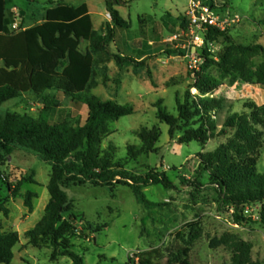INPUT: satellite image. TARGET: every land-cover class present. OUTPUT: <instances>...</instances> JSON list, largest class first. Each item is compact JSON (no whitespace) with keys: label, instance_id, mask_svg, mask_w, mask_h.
<instances>
[{"label":"rangeland","instance_id":"rangeland-1","mask_svg":"<svg viewBox=\"0 0 264 264\" xmlns=\"http://www.w3.org/2000/svg\"><path fill=\"white\" fill-rule=\"evenodd\" d=\"M49 1L58 0H11V6L18 9L14 15L19 23L17 28L11 26V31L39 24ZM83 1L89 5L93 28L97 32L103 30L105 35L106 26L111 25L109 13L104 10L105 0L77 3ZM120 1L122 3H114L115 8L129 29H115V42L109 44V51L117 53L119 49L138 61H141V53L147 58L138 68L117 66L114 61L94 68L89 93L133 108L131 115L108 122L101 149L108 153L112 163L123 164L130 175L141 176L151 170L164 172L174 186L171 189L162 185L144 188L142 192L149 204H143L127 186L64 185L72 213L77 216L78 232L70 239L71 250L82 259V264H130L139 259L149 264H177V259L189 264H264L260 204L246 205L243 222H236L234 209L222 203L206 174L199 176L197 158V154L213 151L235 139L234 130L224 126L228 116L232 113L249 115L244 107L264 105V86L246 82L247 72L254 73L258 68L264 71V56L237 55L223 39L210 45L208 51L216 61L225 59L224 68L208 70L218 79V88L211 94L199 95L191 88V73L201 65L198 54L203 45L196 47L198 54L193 55L192 47L183 56H169L165 51L167 45L185 49L181 33L189 25L191 0ZM199 1L219 17L239 18L226 29L234 44L264 47V0ZM87 48L88 43L82 42L81 49ZM186 93H190L192 99L199 96L220 103L218 110L210 112L218 136L205 144L181 142L186 130L197 127L198 117L189 124H179L172 137L168 126L156 117L158 100L169 114L177 117L175 95L183 100ZM61 103L49 113L50 122L84 124L85 105L69 99H62ZM42 108L41 99L24 94L5 103L0 114L15 112L39 119ZM262 122L263 140L256 168L264 175V115ZM142 128L158 135L154 151L128 159L127 148L141 145L137 134ZM50 173L49 163L23 147L17 148L0 166V203L9 211L7 217L0 212L2 229L19 234L10 264H73L66 257L52 260L53 247L47 239L41 247L26 244L25 232L42 218L49 200L46 187ZM27 192L33 193L31 212L25 207ZM23 245L26 247L22 249Z\"/></svg>","mask_w":264,"mask_h":264},{"label":"trees","instance_id":"trees-1","mask_svg":"<svg viewBox=\"0 0 264 264\" xmlns=\"http://www.w3.org/2000/svg\"><path fill=\"white\" fill-rule=\"evenodd\" d=\"M8 1L0 0V108L24 94L41 99L43 108L39 119L15 112L0 114V166L21 147L33 151L49 163L51 173L46 187L49 200L42 218L25 232L27 245L41 247V243L47 239L53 247L50 255L52 260L66 257L73 264H82V259L71 250L70 239L78 232L75 227L77 216L72 213V206L63 190L64 185L127 186L143 204H149L142 192L144 188L162 185L165 189H171L174 186L164 172L151 170L141 176H132L123 164L111 162L108 153L101 149L107 136L108 122L131 115L133 108L119 105L113 100H102L89 93L97 65L104 66L114 61L117 66L138 68L143 66L147 55L141 53V61H138L119 49L117 53L109 51V44L115 42V29H129L113 0H105L111 19L105 35L103 30H93L85 3L70 6L63 2L47 8L41 23L30 27L21 25L19 30L11 31L9 26L16 19L14 14L7 11ZM209 6H212L211 3ZM182 28L186 29L184 26ZM221 39L230 43V50L242 57L256 54L264 56V47L261 45H237L232 42L227 30L207 27L203 47L199 54L195 52L201 65L191 73V88L199 95L211 94L218 88V79L208 70L213 67L223 70L225 59L216 61L208 49ZM82 42L88 43L84 51L81 49ZM182 50L167 45L165 51L169 56H183ZM224 72L228 74L226 70ZM247 74V83L264 86L263 69L258 68L254 73ZM190 97V93H186L181 100L178 94L175 95L177 117L169 114L162 106V101L158 100L155 105L156 117L168 126L170 137L179 124H189L194 117H198L197 127L186 130L181 142L205 144L218 136L210 112L218 110L220 103L199 96ZM62 99L87 107V118L83 125L71 126L49 121V113L61 106ZM244 108L249 111V115L232 113L225 121L224 126L234 130L235 139L232 142L221 144L213 151L197 154L199 176L206 174L222 203L234 209L236 222H243L242 213L246 205L260 204V219L264 225V175L259 174L256 168L263 140L260 128L263 125L264 105L258 108L251 104ZM137 136L141 145L127 148L128 159L154 151L158 139L155 131L142 128ZM32 196L33 193L27 192L25 197V207L30 212ZM0 212L4 217L9 214L2 203ZM18 242V232L2 231L0 220V264L11 263L13 248ZM130 264L149 263L139 259ZM177 264L189 263L177 259Z\"/></svg>","mask_w":264,"mask_h":264},{"label":"built area","instance_id":"built-area-1","mask_svg":"<svg viewBox=\"0 0 264 264\" xmlns=\"http://www.w3.org/2000/svg\"><path fill=\"white\" fill-rule=\"evenodd\" d=\"M191 7L193 9L188 15V28L181 33L186 42L183 47L185 48V53H189L191 47L196 49V47L203 45L207 27H215L220 31H225L232 23L239 21L237 16L222 18L215 15L211 8L203 5L199 0H191ZM14 27L17 28L18 25L14 24ZM174 39H176V36ZM193 54L191 52V55Z\"/></svg>","mask_w":264,"mask_h":264},{"label":"crops","instance_id":"crops-1","mask_svg":"<svg viewBox=\"0 0 264 264\" xmlns=\"http://www.w3.org/2000/svg\"><path fill=\"white\" fill-rule=\"evenodd\" d=\"M77 1H82V0H58V1H55V2L49 1V2H48L49 6H48L47 8H49V7L53 6V5H55V4L58 3V2H63L64 4H67V5H70V6H78V5L82 4V3H85L86 6H87V8H88V13H89L90 18H91V11H90V8H89V5L87 4V2H86V1H83V2L77 3ZM47 8H46V9H47ZM46 9H45V11H46ZM104 10L107 11V10H106V6H105V9H104ZM7 11H8V13H12V14H15V12L18 11V9H17L16 7L11 6V0L8 1ZM21 15H23V14H21ZM23 22H24V19L22 18V20H21V24H23ZM41 22H42V21H41ZM41 22H40V23H41ZM91 22H92V21H91ZM14 24L18 25L19 23H18L17 20H16ZM14 24L11 25V26H14ZM11 26H9V29H10V30H11ZM92 26H93V25H92ZM24 27H30V26H24ZM93 30L96 31V29H94V28H93ZM147 44H152V43H151V42H148ZM145 55H146V54H145ZM140 57H141V55H140ZM2 231H4V230L2 229ZM5 232H9V231L6 230ZM26 244H27V243H26ZM25 247H26V245H23V246H22V249L25 248Z\"/></svg>","mask_w":264,"mask_h":264},{"label":"water","instance_id":"water-1","mask_svg":"<svg viewBox=\"0 0 264 264\" xmlns=\"http://www.w3.org/2000/svg\"><path fill=\"white\" fill-rule=\"evenodd\" d=\"M113 2H114V3H116V2H118V3H122L120 0H117V1H116V0H113ZM21 14H23V13H21ZM195 51H196L195 48H192V49H191V52H192V53H195ZM185 52H186L185 50H182V53H183V54H185Z\"/></svg>","mask_w":264,"mask_h":264}]
</instances>
